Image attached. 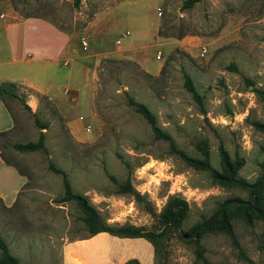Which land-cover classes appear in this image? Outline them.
Instances as JSON below:
<instances>
[{"label": "rangeland", "instance_id": "rangeland-1", "mask_svg": "<svg viewBox=\"0 0 264 264\" xmlns=\"http://www.w3.org/2000/svg\"><path fill=\"white\" fill-rule=\"evenodd\" d=\"M182 2L80 0L75 7L72 0H0L1 19L37 16L67 34L76 60L70 81L63 78L65 69L50 74L49 94L55 95L36 94L30 112L15 99L7 101L14 120L7 141H35L42 131L46 149L21 152L0 138V154L27 179L11 206L0 202V237L19 264H61L63 246L88 236L76 203L56 201L61 177L48 162L108 226L158 232L157 215L167 197L184 198L186 216L157 238L153 264H264V214L249 225L237 210L230 212L233 234L251 263L223 232L199 236L202 258L194 239L183 234L214 219L224 200L252 197L264 207V133L253 125L264 123V100L255 91L264 90V0H197L189 7ZM2 41L0 30V64L10 69L14 64ZM184 74L199 102L184 88ZM127 96L145 104L188 155L197 156L195 145L204 141L216 169L219 145L232 160L241 158L237 177L258 183L254 192L214 183L207 172L170 154ZM34 117L46 127L39 129ZM107 175L117 182L128 177L141 201L117 193ZM88 244L97 252L91 260L100 261L108 239L98 236Z\"/></svg>", "mask_w": 264, "mask_h": 264}, {"label": "trees", "instance_id": "trees-1", "mask_svg": "<svg viewBox=\"0 0 264 264\" xmlns=\"http://www.w3.org/2000/svg\"><path fill=\"white\" fill-rule=\"evenodd\" d=\"M80 0H72L73 6L77 7ZM197 0H183L182 7H189ZM228 68L235 70L234 64H230ZM184 88L190 93L192 98L196 101H200V97L192 84L191 78L184 74L183 77ZM16 84L9 81L0 82V100L3 105L9 109L7 105L8 100L15 99L21 103L23 108L30 112L29 106L26 104L24 97L20 96L16 91ZM258 96L264 100V90L255 89ZM127 104L133 108V110L139 114L142 119L147 123L152 137L155 140H161L167 144V150L170 154L175 155L181 161H183L187 166L202 170L208 173L212 182L217 183L226 187H240L244 189H250L254 192L258 183H248L237 177L238 169L242 164V159L238 158L232 160L226 150L219 145L218 146V156H219V169L214 168L210 163L209 150L204 141H198L195 145L198 151L197 156L188 155L183 150L176 147L170 135L163 131L157 124L154 114L148 109V107L132 97L127 96ZM10 111V110H9ZM34 121L37 123L36 118ZM39 129L46 127L44 123H37ZM253 125L264 133V123L253 122ZM9 131H0V138L4 145H8L11 148L21 151V152H33L41 150L46 151L44 147V133L42 131L38 132V136L35 141H27L24 143H10L5 138ZM0 158L6 164H11L7 159H5L1 154ZM125 167L128 166L126 161H123ZM48 168L61 177L62 194L56 199L57 202H63L68 200H73L78 206L82 213L80 217L82 223L84 224L88 236L91 237L99 232H106L110 235L118 237H141L147 240L152 248L153 252L157 251V238L164 233V228H170L172 226H178L182 220L185 218L188 211V205L184 198L177 195H169L158 213V222L162 226V229L158 232L144 230L141 227L133 226L130 224H122L118 226H108L103 223L99 217L98 212L94 206L87 200L85 195L73 193L70 184L66 178V174L59 168L55 167L51 162H48ZM108 179L115 184L116 192L119 194H129L137 202L141 201V196L132 187L129 178L126 177L124 181L117 182L114 176L107 175ZM231 210H237L247 224H252L253 219L261 218L264 214V207L260 202H255L254 198H250L248 201L241 199H227L224 200L217 211V216L214 219H207L202 222L195 224L188 230L183 232V234L189 238L194 239L196 246V255L198 258H202L201 247L198 244L199 236L204 232H223L228 235L232 243L235 245L238 251V256L249 263L251 260L246 256V254L240 249L238 242L233 234L229 217ZM139 264L134 258L128 259L122 264ZM0 264H19L18 260L13 257L4 240L0 237Z\"/></svg>", "mask_w": 264, "mask_h": 264}, {"label": "crops", "instance_id": "crops-1", "mask_svg": "<svg viewBox=\"0 0 264 264\" xmlns=\"http://www.w3.org/2000/svg\"><path fill=\"white\" fill-rule=\"evenodd\" d=\"M2 15L0 30L3 48L14 67L8 69L0 64V82L15 83L17 89L27 97L25 102L30 108L31 102H37L36 94H44L49 98L55 95L49 94L54 86L50 84V74L65 69L64 80L68 82L72 79L71 69H75L76 60L68 47V35L49 21L37 16L16 14L1 19ZM13 125L11 112L0 100V131H11ZM26 180L25 174L15 164H6L0 158V202L3 206L13 204ZM98 236L108 239V248L105 256L94 262L90 256L97 252L91 251L92 247L88 243ZM132 258L139 264H153L151 244L141 237H118L99 232L91 237L67 242L63 246L61 264H122Z\"/></svg>", "mask_w": 264, "mask_h": 264}, {"label": "built area", "instance_id": "built-area-1", "mask_svg": "<svg viewBox=\"0 0 264 264\" xmlns=\"http://www.w3.org/2000/svg\"><path fill=\"white\" fill-rule=\"evenodd\" d=\"M81 43H82L83 48H85L86 47V41L85 40H82ZM202 52H204V49H203Z\"/></svg>", "mask_w": 264, "mask_h": 264}]
</instances>
